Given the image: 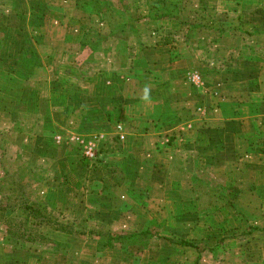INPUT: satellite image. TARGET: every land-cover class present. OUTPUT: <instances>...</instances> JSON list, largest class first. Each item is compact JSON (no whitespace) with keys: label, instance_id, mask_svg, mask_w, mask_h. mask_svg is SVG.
Wrapping results in <instances>:
<instances>
[{"label":"crops","instance_id":"1","mask_svg":"<svg viewBox=\"0 0 264 264\" xmlns=\"http://www.w3.org/2000/svg\"><path fill=\"white\" fill-rule=\"evenodd\" d=\"M155 1H123L138 8L121 65L114 38L102 46L112 61L79 53L117 0H0V132H23L16 158L45 174L47 210L124 241L101 248L95 235L51 229L56 250H15L0 230V264H264V51L231 63L160 46L177 23L147 18ZM201 3L242 16L264 6ZM71 135L102 138L94 161Z\"/></svg>","mask_w":264,"mask_h":264},{"label":"trees","instance_id":"2","mask_svg":"<svg viewBox=\"0 0 264 264\" xmlns=\"http://www.w3.org/2000/svg\"><path fill=\"white\" fill-rule=\"evenodd\" d=\"M124 0H117L116 2H107L103 4V11L106 18L110 21L113 19H117L120 22H109L108 24H101L100 20L94 27L88 28L84 34L82 35L79 47V53L81 54L82 61L86 63L94 62V56L99 53H106L107 50H103L102 46L108 40L114 38L120 40L118 41L116 47L114 48V56L113 58L121 65H124L127 61V51L129 48V44L124 41L127 40L128 34V25L129 20L125 12L122 11L120 6L123 7ZM162 1V8L158 12H153L152 15L147 16V18H153V20H171L177 23V29L172 30L171 32L166 33L164 36H160L158 38L157 44L160 46L170 45L174 42H182L187 47L192 49L193 51L200 52L201 48L199 43L201 42L198 39V35L201 32H206L207 35L215 38V39H223L228 36L229 32L224 28L223 25H218L215 23L204 24L203 20H205V16L210 13H199L194 11L192 13H188L185 15V8L189 3V0H178L175 3H170L166 0ZM213 10V9H212ZM204 11V9H202ZM200 12V11H199ZM215 18L217 16L216 12L210 14ZM151 16V17H150ZM236 27L233 29L239 33H243L246 36L253 35H263L264 29L261 31H255L253 33H247V31H242L240 26L242 25V15H238L236 17ZM113 24V26H112ZM97 25H100L97 27ZM237 28V29H235ZM264 51V48H262ZM108 52H111L109 50ZM217 53V52H216ZM251 53H255V50L252 49ZM225 63V62H222ZM120 65V66H121ZM16 131H19L17 128L10 129L8 131H1L0 137L12 136V134ZM85 160L84 157H82ZM81 158V159H82ZM20 161L21 166L19 170L14 174H10L8 171L4 169L3 175L0 176L2 181L3 178L10 177L9 184L6 182L0 183V229L1 232L11 247L15 250L25 249L28 246H32L35 243L46 244L47 242L51 244L53 250H56L57 243L49 241L45 236L38 233V229L40 227H50L53 230L64 234H74L71 228L74 227L76 221L72 218L64 217L61 213H57V216L51 214H46L43 210L46 208L41 207L36 202H27L22 199V191L25 186H23L24 182L30 184H41L43 179L41 180L39 171L36 167H32L21 161L20 158L17 159ZM87 160V159H86ZM85 160V161H86ZM38 172V173H37ZM13 178V179H12ZM4 181V180H3ZM27 186V185H26ZM20 210L24 216V221L19 218H7L5 214L8 211ZM29 220H33L34 226L31 227L29 225ZM67 221L65 225L62 224V221ZM78 229H83L82 226H77ZM79 233H75L76 235H89L96 237H100L99 245L101 248H111L113 246V241H117L121 239V236H111L110 234H96L94 231H87ZM257 229H255L256 231ZM122 241V240H120ZM120 241H117L118 244ZM124 242V241H122ZM188 245V243H186Z\"/></svg>","mask_w":264,"mask_h":264},{"label":"rangeland","instance_id":"3","mask_svg":"<svg viewBox=\"0 0 264 264\" xmlns=\"http://www.w3.org/2000/svg\"><path fill=\"white\" fill-rule=\"evenodd\" d=\"M170 3H175V1L177 2L178 0H166ZM202 0H189V3L185 2L186 8H185V15H188V13H192L194 11L198 12L200 15L201 13H210L212 14L213 12H216L217 16L215 15V18L212 17L210 14L205 16V20H203L204 24H210V23H215L218 25H223L224 28L229 32L228 36L223 38V39H215L209 35L206 34V32H201L198 35V39L201 41L199 43V46L201 48L200 54H202L203 56L210 58L212 60H214L216 62V60L218 59H227L228 62H236L237 60H239L240 57L244 56L246 53L252 51V49L256 50H260V48H264V36L263 35H253V36H246L237 31H235L233 28L236 27V17L240 14H232V13H225V12H218L217 10H212L211 8L208 7H204V5H202L201 3ZM200 2V3H198ZM117 3V2H116ZM142 4V3H141ZM145 4H147L145 2ZM138 4H135V2L133 4H131L129 6V4L123 3V7L122 5L120 6V8L122 9V11L125 12L127 17H130L131 14L128 13V11L130 9H132L131 11L133 12L135 10V8L137 7ZM154 7V12H158L161 10L162 8V1H155L153 3ZM260 7H258L256 9V13L252 12L250 10V12L244 14L242 16V25L240 26L241 30L244 31V27L246 28V30L250 31L249 33H253L255 31H261L262 29H264V6L259 9ZM202 9H204V11H202ZM162 11V10H161ZM200 11V12H199ZM134 13V12H133ZM152 14V13H151ZM101 24H108L109 22H120L117 19H113L112 21H110L108 18H106L105 16L101 17ZM98 27V25H97ZM154 29V28H153ZM237 29V28H235ZM248 33V32H247ZM144 40V38H141ZM116 40H120V38L116 39ZM127 41L134 43L133 38L129 35L127 37ZM109 42V40H108ZM106 43V42H105ZM108 44V43H107ZM105 44L104 47H106L105 49L107 50L109 45ZM107 45V46H106ZM114 45V44H113ZM247 48V49H246ZM109 50H107V52L105 53L104 57L111 60L112 61V51L108 52ZM114 51V50H113ZM217 52V53H216ZM100 54H96L95 57L100 56ZM233 66V64H232ZM22 131H18V132H14L12 134V136H9L10 138H7L8 136L5 137H1L2 139H0V176L3 175V171L4 169L6 171H8L10 174H14L16 171L19 170V167L21 166L20 161H18L16 158V153H17V138L19 137V133H21ZM23 133V132H22ZM18 134V135H16ZM41 180L43 179L44 181V176L45 174L41 171L38 170ZM38 173V172H37ZM13 179V178H12ZM4 180V181H3ZM6 180H8L6 182ZM9 180H11L10 177H7L6 179L3 178L2 181L0 179V183L1 182H6V184H9ZM27 185V186H26ZM23 186H25L24 190L22 191V199H24L27 202H36L39 205H41V207H44L45 204L47 203V198L45 196V184L42 182L41 184H30L24 182ZM46 207V206H45ZM44 213L46 214H51L54 215L55 217L57 216V213H59L56 210H47V208H45L43 210ZM77 217L78 214H75ZM5 217L7 218H19L20 220H22V222L24 221V216L22 214V212L20 210H14V211H8L5 214ZM72 217V215L70 216V218ZM29 225L31 227L34 226V221L33 220H29ZM88 225V226H87ZM233 225V223L231 224V226ZM1 226V225H0ZM77 226H86L84 228V230L82 232H86L88 229V227L93 226L90 222L89 224H76L75 227L71 228L72 231H74V234L79 233V231H81L82 229H78ZM96 227V226H95ZM233 227V226H232ZM235 227H239L240 230L242 231L243 234L246 233H252L256 228H254L252 225L250 224H238L235 225ZM97 228V227H96ZM123 228H127L124 227ZM108 229V228H107ZM110 229L116 230L119 229V231H121V227L117 226V227H112ZM1 230V229H0ZM51 228L49 227H40L38 229V233H40L41 235L45 236L46 239H48L49 241L56 242L54 239H57L60 241V237L59 235H57L56 233H53L50 231ZM98 231H101L99 228H97ZM250 231V232H249ZM51 239V240H50ZM70 242H65L63 243L64 246H68ZM47 244H49L48 242L46 244H42V243H35L32 246L34 247H40V248H46ZM31 246V245H30ZM28 246V247H30ZM45 246V247H44ZM70 246V245H69ZM220 248V247H218ZM220 250V249H219ZM218 250V251H219ZM226 261L225 259H222L221 261Z\"/></svg>","mask_w":264,"mask_h":264},{"label":"built area","instance_id":"4","mask_svg":"<svg viewBox=\"0 0 264 264\" xmlns=\"http://www.w3.org/2000/svg\"><path fill=\"white\" fill-rule=\"evenodd\" d=\"M191 80L199 81L198 75H193ZM102 138L100 136H93L89 138L71 135L68 141L76 143L81 151L82 156L88 161H94L98 154V143Z\"/></svg>","mask_w":264,"mask_h":264}]
</instances>
